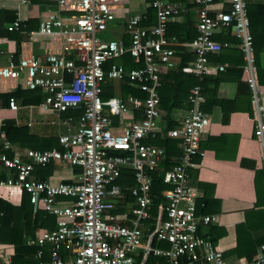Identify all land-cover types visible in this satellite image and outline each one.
Returning <instances> with one entry per match:
<instances>
[{"label": "built area", "instance_id": "1", "mask_svg": "<svg viewBox=\"0 0 264 264\" xmlns=\"http://www.w3.org/2000/svg\"><path fill=\"white\" fill-rule=\"evenodd\" d=\"M216 1L219 6H214ZM55 2L56 10L40 17L36 34L57 42L59 52L42 58L8 59L0 65V87L13 82V89L39 90L44 95L37 105L39 118L27 119L24 125L29 128L50 124L60 129L56 134L57 149L15 152L4 138L0 121V144L4 151L12 152L11 157L0 153V167L11 174L0 184L24 191L33 212L41 206L57 219L54 230H37L33 239L25 243L36 248V264H134L138 252L142 256L140 264L148 254L161 258L165 264H264V244L249 261L230 259L207 237L198 234L199 226L216 221L215 215L195 214L196 196L187 175L193 159L201 155L199 143L209 123L208 115L201 110L204 99L199 84L188 90L189 108L177 126L166 133L178 141L179 156L164 175L163 182L169 188L162 192L165 204L158 207L154 228L145 235L142 231L143 222L150 217V173L164 159L161 147L143 144L142 140L161 130L159 78L173 66L171 48L177 45L174 38L166 36V30L168 23L183 11L182 7L170 0H152L149 8L154 11V24L140 25L145 20L143 14L128 17L124 22L128 34L125 45L106 35L107 27L116 18L112 8L120 0ZM190 4L196 35L190 44L182 45L192 55L191 75L200 83L209 72H224L225 66L212 64L208 56L227 46L212 41V36L229 29L242 55L241 73L249 94L254 134L264 143V96L257 83L244 0H190ZM17 27L15 20L7 30ZM124 55L140 67L124 72L113 63ZM123 79L143 98L116 94L101 99L106 83L116 90ZM7 109L15 113L25 107L9 98ZM76 110L80 111L76 117L63 116ZM133 112L140 118L122 124L125 115ZM44 114L53 117L46 120ZM113 117L118 124L113 123ZM112 152L120 155L109 154ZM261 159L264 193V152ZM47 164L77 167L79 173L70 183L35 178L34 169ZM123 169L133 175V185L127 189L133 203L130 218L120 222L111 212L116 209L115 201L124 199L115 185ZM152 239L167 248L152 247Z\"/></svg>", "mask_w": 264, "mask_h": 264}, {"label": "crops", "instance_id": "2", "mask_svg": "<svg viewBox=\"0 0 264 264\" xmlns=\"http://www.w3.org/2000/svg\"><path fill=\"white\" fill-rule=\"evenodd\" d=\"M150 3L145 0H120L119 4L112 8L116 18L107 27L106 32L109 33L107 37L113 40L120 39L123 42L126 37L128 41V34L124 25L125 20L133 15H145L146 10L151 9L149 8ZM180 6L183 11L176 18L172 19L168 25H180L183 23L185 16H187L191 18L193 27H195L196 19L190 0L186 2L187 7ZM214 6H219V1H216ZM223 8L226 10L227 4L224 3ZM55 10V0H0V11L12 12L18 24L23 25L25 28V31H18L12 34L11 38L0 37V65L5 64L8 59L16 61L20 57L28 56L42 58L49 53L59 52V44L57 42L36 34L40 17L47 11ZM2 17L0 15V29L4 30L9 24L4 23ZM153 24L154 15L152 23L145 26ZM220 32H217L216 35L220 34ZM169 38H174V36ZM192 41H176L177 45L171 48L172 54L170 60L173 66L161 73L160 78L163 82L166 81L164 78L166 74L172 70L191 74L190 62L192 55L189 49L182 44H190ZM234 48H236V45H234ZM184 55L190 56L191 60L179 68L181 57ZM230 59L234 60L235 56L231 55ZM208 60L210 61V58ZM220 65L225 66L224 72H209L206 75V77L209 76L213 79L219 78V83L215 86L213 83H208L206 89L213 90L218 100L229 102L234 111L229 114L226 122H221V111L218 106L213 105L208 112H205L208 115L209 123L199 143L201 155L194 158L195 160L193 159L194 161H192V166L188 169L187 175L189 186L196 196L195 206L196 201L203 196L201 185L211 186L213 200L218 202L217 211H214L216 209V205L214 204L210 208L207 207L208 209H205L204 215H215L216 221L212 224L199 226V236L202 238L207 237L222 252L224 257L230 259L244 258L249 261L254 255L250 259H247L245 257L246 250L241 252L242 255L240 257H236L235 254H230V252L236 247L238 241L236 228L244 225L246 215L258 208L264 209V205L256 207L254 192L255 178L258 186L262 185L263 187V161L261 154L264 152V143L259 142L254 134L253 123L251 121V106L248 100L249 94L243 82L242 73H238L239 67H231L227 63ZM259 65L264 71V53L259 57ZM184 69L186 71H183ZM258 86L260 93L264 96V81L262 85ZM13 87V82L2 85L0 87V94L12 92L16 89H13ZM159 109L158 127L162 129L166 126V115L164 110L160 107ZM37 110V105H32L25 106V109H20L14 113L9 111L7 106H4L0 101V121L13 120L14 123L18 121L15 123L16 126L24 125L27 119L34 120L35 118H39ZM184 112L185 110L181 109L172 110L169 113L168 119L172 123L177 124ZM42 117L49 120L53 116L44 114ZM139 118L140 116L136 112L127 113L122 124L127 123L131 119L138 120ZM114 124H118V119L115 120ZM28 129L40 136L41 140H47V138L53 136L56 138V134L60 130L56 125L50 124H37ZM12 150L15 152L22 151V149L13 147ZM52 165L54 167L53 173L45 178V180L50 183H70L75 181L77 174H73L70 167L61 164ZM2 172L4 175L8 173L3 169ZM34 177L37 178L36 175ZM21 193L22 190L16 187L0 184V200L12 206L19 205ZM260 201L264 204L263 195ZM115 205L116 209L111 214L116 216L120 222L124 218H130V202L120 199L115 201ZM249 223H252L250 217ZM251 226L254 228L249 232L250 235L246 237L241 233L239 239L241 243H245L246 249H248L249 241H251L250 243H258L260 241L259 245L255 248L257 249L261 244H264V227L259 228L254 223ZM37 230L47 231L44 229ZM13 253L14 247L12 245L0 244V264H9Z\"/></svg>", "mask_w": 264, "mask_h": 264}, {"label": "trees", "instance_id": "3", "mask_svg": "<svg viewBox=\"0 0 264 264\" xmlns=\"http://www.w3.org/2000/svg\"><path fill=\"white\" fill-rule=\"evenodd\" d=\"M152 2V0H145ZM171 2L179 3L180 5L187 7L186 2L188 0H170ZM216 3V2H214ZM246 15L249 24V33L252 39V52L254 66L256 70V77L258 85H262L264 81V71L260 68L259 57L264 53V0H244ZM0 15L3 16V22L11 24L15 20V15L12 12L0 11ZM147 15V17H146ZM153 11L151 9L146 10L145 20L141 22L142 26L150 25L153 21ZM147 20V21H146ZM146 21V22H145ZM18 31H25L23 25L18 24L16 29L4 30L0 29V37L11 38L12 34ZM196 31L193 27L191 18L185 16L184 21L180 25H168L166 36H174L177 42H190L195 38ZM212 41L223 44L226 43V47H222L220 51L215 55L208 56L212 64L220 65L227 63L231 67H239L238 73L241 72V66L243 64L242 55L234 45L237 44V40L230 35L229 29L221 30L220 34L213 35ZM124 44L127 45V38H124ZM229 46V47H228ZM235 56V59H230V56ZM208 58V59H209ZM191 60L190 56H182L179 68L185 65ZM114 64L120 65L124 72H128L131 69L139 68V64H135L129 55H124L113 61ZM107 69V66L104 70ZM165 82L160 78V85L158 88L159 96V107L164 110L166 115V126L163 127L159 133H156L153 137H148L142 140L143 144L153 145L161 147L164 150V159L158 164L154 171L150 173L151 183H150V209H149V219L143 222V233L148 234L154 228V223L158 215V207L165 204L162 192L169 188V186L163 182L165 173L177 163L179 156L178 141L167 137L166 133L177 126L176 123H172L168 119L169 113L175 109L187 110L189 105L187 103L186 97L188 90L195 84H199L201 87V93L205 101L201 105V110L203 112H208L209 109L214 105L218 106L221 111V122H226L230 113L234 111V108L227 101L218 100L215 97L213 90H207L206 85L208 83H213L214 86L220 81L219 78L213 79L212 77L205 76L200 83H197L196 79L191 74H185L178 71H170L164 77ZM116 94L121 97H126L131 95L137 98H143V94L134 88H131L126 84V80L123 79L116 90L112 87L110 83H106L103 86L101 99L105 100ZM44 95L39 90H22L16 88L10 93L0 94V101L7 106L9 98H13L19 106H32L39 105L43 100ZM249 100V95H248ZM79 110L68 112L63 116L70 115L72 117L78 116ZM117 118L113 117L112 121L115 123ZM2 130L4 133V138L13 148L18 149H32V150H49L51 148H58L56 138L49 137L47 140H41V137L31 132L25 125L16 126L13 120L2 121ZM4 152L8 157L12 156V152L4 151L2 145L0 144V153ZM111 155H120L118 152L109 153ZM197 158V157H196ZM195 160V159H194ZM193 160V161H194ZM73 174L79 173V168L70 167ZM4 168L0 167V181H4L7 177L11 176L8 172L6 175L2 172ZM54 167L52 164H47L43 167H36L34 169V175L38 179L44 180L45 178L52 175ZM124 195V199L130 202L132 206V198L129 196L127 189L133 185V175L129 170H121L118 179L115 182ZM203 188V196L201 199L196 201L195 214L204 215L205 209L216 205L218 210V202L213 200L212 187L201 185ZM254 192H255V203L256 207H261L263 202H261V196H264L263 187L258 186L256 178L254 181ZM213 211V210H210ZM113 212V211H112ZM207 212V210H206ZM249 217L252 223H249ZM161 218L164 219L163 212L161 213ZM57 219L49 214H47L41 206H38L36 211H32L31 205L29 204L28 195L22 191L20 203L18 206H12L2 200H0V244L12 245L14 247L13 256L10 258L9 264H36L34 260V254L36 248L33 246H27L25 243L27 240L33 239L34 233L37 229H44L47 231H52L55 229ZM256 224L257 227H264V209L258 208L257 210L246 215L245 223L242 226L236 228L238 241L236 247L230 252V254H235L236 257L242 255L241 252L246 250L247 259H250L256 252L255 248L259 245L258 243L248 244V249H246L245 243H241L239 236L241 233L243 236H249V232L253 230L252 224ZM264 241V239H263ZM261 241V242H263ZM152 247L167 248L165 244H157L153 239L151 241ZM62 256H65L61 253ZM44 261L47 256H44ZM142 262L141 252L134 257V264H140ZM142 264H165L163 260L159 257H154L151 254L145 258Z\"/></svg>", "mask_w": 264, "mask_h": 264}, {"label": "rangeland", "instance_id": "4", "mask_svg": "<svg viewBox=\"0 0 264 264\" xmlns=\"http://www.w3.org/2000/svg\"><path fill=\"white\" fill-rule=\"evenodd\" d=\"M107 36H109V33H106ZM108 38V37H107Z\"/></svg>", "mask_w": 264, "mask_h": 264}]
</instances>
